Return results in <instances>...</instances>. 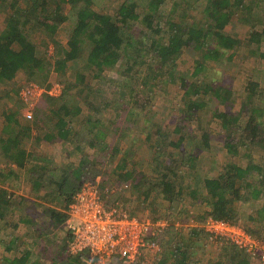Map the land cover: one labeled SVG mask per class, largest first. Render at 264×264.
<instances>
[{
    "label": "trees",
    "instance_id": "obj_1",
    "mask_svg": "<svg viewBox=\"0 0 264 264\" xmlns=\"http://www.w3.org/2000/svg\"><path fill=\"white\" fill-rule=\"evenodd\" d=\"M27 1V6L21 8L19 0H0V12L8 14L5 26L1 28L0 32V84L13 82L19 73H23L29 81L44 85L46 79L53 72L65 76L71 64L84 58L86 66L96 73V77L101 76L106 70L117 71L121 77L117 93L123 97L130 95L133 101L132 107L126 105L123 110L130 112V115L137 116L136 111L144 114V111L151 106L153 89H156L158 93L160 87L165 90L166 84H178L184 93L181 120L186 122L189 119L197 118L203 109L209 108L212 103H215L217 108L214 116L220 121L221 131L225 133V148L234 156L245 155L248 158L245 167L229 165L219 177L205 180V196L197 201L199 203L206 202L210 212L199 217L200 222H205L211 216L221 221L238 224L244 218V213L236 209L235 205L238 202L244 207L252 208L256 207L261 199L263 200L264 164H261V161H254L251 156L257 147H262L261 152H264V88L258 82H250L245 88L246 96L242 99L240 109L238 112H234L238 98H233L234 94L230 88L217 82L207 81L205 73L206 61H222L226 55H229L228 61H232L236 50L242 45L241 39L226 33V27L238 17L239 13L242 14V17H238V20L240 19L241 22L251 26L250 43L260 45L263 42L264 30L262 32L258 30L262 19L257 18L260 0H193L192 2L189 0H125L114 15L104 13L103 6H100L101 10H94L95 0ZM171 1L174 2L171 9L172 14L175 13L174 9L179 5L183 8L177 14L178 19L172 18L175 16L174 14L165 20L161 15V9ZM67 5L70 6L72 16L76 17V25L69 32L67 47H64L57 42L56 36L59 29L70 20L69 15L65 12ZM139 7L145 9L143 15L138 12ZM196 12L200 13L199 19L195 18ZM162 20L165 21V28L161 25ZM138 23L145 28L140 32V37H136L134 34L135 25ZM164 29L166 30L164 31ZM37 32L48 37L49 41L44 43V47H48L51 43L55 46L53 62L48 61L45 54L41 55L39 47L33 42L32 35ZM148 35L152 37V40H149L145 45ZM186 48H193L198 52L204 51L202 58L195 61L191 74H189L190 72L180 73L177 70L178 62L185 54ZM260 51L251 50L249 52L263 61L264 52ZM143 64L150 68L146 80H149V76L152 75L151 79L157 82L153 85L154 87L151 86L153 89L150 88V91L147 88L140 89L142 79L138 77V74L139 68L143 67ZM194 79L197 80L194 81ZM131 81L133 85L131 84L128 93L127 86ZM147 84L148 82L144 86H148ZM73 89L76 91V96L81 98L84 93L86 94V91H89L85 74L79 73L75 82L68 83L61 98L56 99V103H53L57 107L49 108L52 111V117L57 121L53 127L45 131L44 139L46 141H70L73 134L72 119L83 111L79 103L70 96ZM90 103L91 98L86 100L85 104L90 106ZM116 105L115 102H112L110 106L118 110ZM91 109L94 110L95 107H91ZM38 111L36 107L33 112L36 129L46 130L45 119L47 118L41 117ZM18 114L19 109L12 110L5 116L4 133L7 136L0 135V148L4 157L9 164L20 169L26 168L32 162H41L39 167L33 168L30 194L41 196L51 191L54 193L55 199L64 198L65 205L69 206L73 202V196L81 188V186L76 187L72 184L70 175L81 181L86 162L93 157L85 156L80 163L81 166L73 172L49 169L50 162L46 158H35L32 153L27 151L26 143L33 135V127L19 122ZM48 121L52 122V119ZM97 122L88 132L83 130L74 135H84L87 140L95 132L89 146L103 149V140L109 136L103 130H99ZM176 130L177 133L183 131L179 127L175 129V133ZM185 136L189 135L183 134L176 142L170 141L169 143L166 138H159L156 146L159 151L157 159L165 156L167 164L165 167H162V164L158 165L159 168L157 167L155 172L162 174L163 178L156 180L159 183H157V187H155L156 181H154L152 189L142 196L148 201L155 188L160 193L162 192L165 195V201L170 204V208L182 214L183 220L176 219L175 222L181 220L177 223V227L182 228L181 232L184 227L190 229L188 237L192 243L200 237L202 231L191 225L190 217L187 219L183 216L182 210L185 209L181 205L188 194L183 192L181 186L177 188L174 182L176 178H171L170 175L164 173L165 171L172 172L173 177H176L177 174L174 170L176 154L162 151L166 147L165 145L169 144L182 150L188 138ZM208 138V133L204 137V143L199 138H193L195 150L191 157V163L199 156V153L208 149ZM114 150H117V147ZM243 150L247 153L242 154ZM115 153H112L111 156L115 157L117 155ZM260 157L262 156L260 155ZM105 160L104 154L99 161L98 159L96 161L103 164ZM42 162L45 163V166H42ZM12 178H15L13 169L0 173V222H5V224L9 223L12 214L18 212V205H20V202L15 200L16 194L10 192L6 184L11 183ZM134 179L132 188L140 194L150 179L142 174L135 176ZM187 190L194 196L198 194L191 186L187 187ZM190 193L189 197H192L193 195ZM27 209V216L30 219L24 218L20 221H24L36 234L34 241L42 243L43 252L39 251L35 256H32V249L23 250L19 246L16 247L18 241L12 239L7 245V249L9 251L16 250L22 255L13 259L4 258L0 260V264H41L39 260L43 257L48 258V256L52 259L51 264H86L82 256L75 257L66 254V244L72 240L71 231L68 232L66 243H59L56 234L53 235V230L63 228L67 223V214L57 209L44 208L46 213L50 214L48 221L43 217L44 211L31 213V210L37 209L33 206H29ZM257 214L259 220L264 219V205ZM248 220H255V218L246 216L245 221ZM17 225V223L14 224V227H18ZM174 228L173 233L178 235V229ZM248 231L258 235L255 231ZM171 236L172 239H177L172 233ZM185 243H179L175 252L174 250L169 252L168 259L181 256L176 263L187 264L192 250L188 246L189 244L186 246ZM231 250L234 257L230 260V264H251L250 257L244 252L235 247H232ZM64 254L67 256L65 261H59L64 258Z\"/></svg>",
    "mask_w": 264,
    "mask_h": 264
},
{
    "label": "rangeland",
    "instance_id": "obj_2",
    "mask_svg": "<svg viewBox=\"0 0 264 264\" xmlns=\"http://www.w3.org/2000/svg\"><path fill=\"white\" fill-rule=\"evenodd\" d=\"M124 1L95 0L93 8L94 10H101L100 6H103L104 13L114 15ZM189 1L192 2L193 0ZM27 2V0H19V6L25 8ZM7 3L9 4V1ZM173 3V1L166 3L161 9V15L165 20L174 16V14L175 16L172 18L178 19L177 14L183 7L179 5L174 9L175 13L172 14L171 9ZM65 12L69 15L70 20L59 29L56 40L64 47H67L69 32L76 25V17L72 16L70 6L68 5L65 7ZM138 12L143 15L145 9L139 7ZM7 15L6 12H0V32L1 28L5 26ZM200 17V13L196 12L195 18L199 19ZM238 17L241 18L242 14L239 13ZM238 17L226 27V33L228 35L236 36L242 41V45L236 50L233 60L228 61L229 55H226L222 61L209 60L205 62L207 81L217 82L230 88L234 94L232 95L233 98H238L234 112H238L240 109L242 99L246 96L245 88H247L250 82H258L264 88V60L261 61L258 59V56L251 55L249 52L251 50L256 52L257 50L258 52L261 50L260 52H264V40L260 45L250 43L251 26L241 22L240 19L238 20ZM257 18L262 19V23L258 26L259 32H262L264 30V0H260V9ZM161 25L163 28L166 27L164 20L161 21ZM135 26L134 34L136 37H140V32L144 31L145 28L140 23ZM151 38L148 35V39H146L144 44H148L149 40H152ZM32 40L39 47V53L41 55L45 54L46 59L53 62L55 46L51 43L48 47H44V43L49 41L48 37L41 32H37L33 33ZM203 52H198L193 48H186L185 54L178 62V72H190L189 74H191L195 61L202 58ZM142 66L139 68L138 74V77L142 79L140 89L145 90L147 88L150 91L151 86L157 82L151 79L152 75L149 76V80H146L150 68L148 65L143 64ZM79 73L86 75V83L91 90L86 91V94L84 93L82 98L76 96L75 89L70 92L71 98L75 99L83 110L79 116L72 119L71 126L73 134L71 135L70 141H46L44 139L45 131L53 127L57 121L52 117V111L49 108L57 107L53 103H56L61 98L68 83L75 82ZM95 75L96 73L86 66L84 58L71 64L65 76L53 72L46 79L44 85L29 81L25 74L19 73L13 82L0 84V128H2V121L7 114L11 113L12 110L19 109L17 116L19 122L23 125L33 127V135L26 143L27 151L32 153L35 158H46L50 162L49 169H61L64 172L66 170L73 172L81 166L80 163L84 160L85 156H91L93 158L86 162L87 165L81 177L82 182L80 179H76L73 175H70L74 186H81V188L90 185L96 186L103 205L106 204L107 207H112L113 205L119 204L128 213V216L134 218L139 223H154L160 219L169 221V227L164 230V233L160 235L161 237L159 239L162 252L156 254L154 252L143 251L138 261L134 264H177L176 262L181 256H174L172 259H168L169 252H173V250L175 252L177 245L179 243L183 244L184 242H186L184 245L187 246L189 244L188 246L192 250L190 260L187 264H230V260L234 257L231 250L232 246H215L207 241L203 232L198 239L196 238L191 243L188 237L190 229L184 227L181 232L182 228L177 227V223L181 222V220L175 222L176 219L183 218L182 214L170 208V204L164 199L165 195L155 188L158 183L156 180L163 178L162 174L155 172V170L158 165L162 164V167H165L167 164L165 156L157 159L159 151L156 149V146L159 138H166L169 143L170 141L176 142L183 134H188L189 136H185L188 138L182 150L176 149L170 146V144L165 145L166 147L162 151L176 154V166L174 170L177 175L173 177L172 172L165 171L164 173L170 175L171 178H176L174 182L177 188L181 186L183 192L186 195L188 194L187 197L185 196L186 199L181 205L186 210H182V213L185 218L188 219L190 217V221L193 220L194 224H197L195 228H198V225L202 226L204 224V222H200L199 217L206 212H210L206 202L199 203L197 201L199 198L205 196V180L219 177L229 165H236L238 167H245L247 165L248 158L245 155L234 156L225 148V133L221 131L220 121L214 116L217 108L216 104L212 103L209 108L203 109L197 118L184 122L181 120V115H183L182 108H184V93L178 84L169 83L164 86L165 90L160 87L158 93L156 89L151 88L153 89L151 92L152 104L144 111V114L136 111L138 116L130 115V112H127V110L124 111L123 109L126 105L130 107L133 101L130 95L123 97V95L117 93L121 80L117 71L110 69L106 70L101 76L96 77ZM189 79L192 80V78ZM146 82H148V86H144ZM33 83L45 90L43 95L34 102L33 106L34 110L37 107L41 117L44 116L47 118L45 119L46 130L36 129L35 116L30 121L26 120L23 116L26 107L21 93ZM131 84L133 85L132 81L127 86V91L130 90ZM58 91L60 92L58 96L51 95V93L57 94ZM48 98L51 99L49 100ZM89 98H91V103L90 106H87L85 103ZM112 102L117 104L118 110L110 106ZM91 107H95V109L93 110ZM49 119H52V122H49ZM96 122L98 123L99 130H103L109 136V138L107 137V139L104 138L103 140V149L89 146V142L93 140L95 132L87 140L84 135H74L83 130L88 132ZM177 127L183 130L182 133H177V130L175 133ZM207 133L209 136L208 149L199 153V156L191 163V157L195 150L193 138H199L204 143V137ZM0 135L2 136L3 133L1 132ZM37 139L40 140L38 141ZM115 147H117V150H114ZM261 150L262 147H257L251 157L254 161H261V164H264V152H261ZM241 152H243L242 154L247 153L244 150ZM112 153L117 155L115 157L111 156ZM104 154L106 160L103 164L98 163L100 157ZM95 159H98V161ZM40 164L41 162L38 163L35 161L26 168H17L15 165L9 164L0 148V173L8 172L10 169L15 171L16 179L12 178L11 183L6 184L9 191L16 194V202H20L18 212L11 215L9 223L5 224V222H0V260L4 258L13 259L16 256L22 255L16 250L9 251L7 249V245L12 239H17L18 243L16 247L19 246L23 250L27 248L32 249V256H35L39 251L43 252V247H41L42 243L34 241L36 234L24 221H20V219L24 218L30 219L27 216V208L29 206H33L35 209L37 208L36 210H31V213H34V211H44L45 214H43V217L48 221L50 214L46 213L44 208L57 209L65 214L68 211L69 206L65 205L64 198H60V200L55 199V195L51 191L41 196L30 194L33 168L39 167ZM44 164L42 162V166H45ZM140 174L150 180H148L149 182L139 194L132 187L135 176H140ZM154 181H156L155 191L149 200L146 201L142 195L152 189ZM189 186L197 191L198 194L194 196L189 192L190 195H193L189 197L187 190ZM263 205L264 198L256 204V207L252 208L244 207L238 202L235 205L237 207L236 209L244 213V218L235 225L247 231H255L258 234L257 236L262 238L264 236V219L259 220L257 213L262 209ZM246 216H251L255 220L245 221ZM16 223L18 227H14ZM68 224L69 221L64 224L63 228L51 230L53 235L56 234L59 243L67 242L68 232L70 231ZM47 227L50 228L51 226ZM174 227L178 229V235L174 234L175 232L173 233ZM171 233L177 238L176 240L172 239ZM68 245L69 243L66 244L67 249ZM67 249L66 254H68ZM66 254L59 261H65ZM49 257H43L39 262L41 264H51L52 259ZM112 263L129 264L125 263V260L119 257L115 258Z\"/></svg>",
    "mask_w": 264,
    "mask_h": 264
},
{
    "label": "built area",
    "instance_id": "obj_3",
    "mask_svg": "<svg viewBox=\"0 0 264 264\" xmlns=\"http://www.w3.org/2000/svg\"><path fill=\"white\" fill-rule=\"evenodd\" d=\"M59 91L51 95L58 96ZM44 92V88L34 83L22 91L26 120L33 119L34 102ZM68 211L72 240L67 252L71 256H82L86 264H111L117 257L134 264L143 251L162 252L159 239L169 227V221L160 219L154 223H139L119 204L103 205L96 186H83L73 197ZM191 224L197 225L193 220ZM197 227L209 243L235 247L250 257L251 264H264V236L258 237L238 225L211 216Z\"/></svg>",
    "mask_w": 264,
    "mask_h": 264
},
{
    "label": "crops",
    "instance_id": "obj_4",
    "mask_svg": "<svg viewBox=\"0 0 264 264\" xmlns=\"http://www.w3.org/2000/svg\"><path fill=\"white\" fill-rule=\"evenodd\" d=\"M6 120L5 119H3V121H2V128H0L1 130H0V133L2 132L3 133V135L2 136H4L5 137V128H6Z\"/></svg>",
    "mask_w": 264,
    "mask_h": 264
},
{
    "label": "clouds",
    "instance_id": "obj_5",
    "mask_svg": "<svg viewBox=\"0 0 264 264\" xmlns=\"http://www.w3.org/2000/svg\"><path fill=\"white\" fill-rule=\"evenodd\" d=\"M78 191H79V190H78ZM78 191H77V192H78ZM77 192H76V193H77ZM74 196H75V195H74ZM74 196H73V197H74ZM70 205H71V204H70ZM70 205H69V206H70ZM105 205H106V204H105ZM113 206H114V205H113ZM68 210H69V207H68ZM66 214L68 215V211H67ZM68 221H69V215H68ZM190 223H191V221H190ZM191 225H192V224H191Z\"/></svg>",
    "mask_w": 264,
    "mask_h": 264
}]
</instances>
